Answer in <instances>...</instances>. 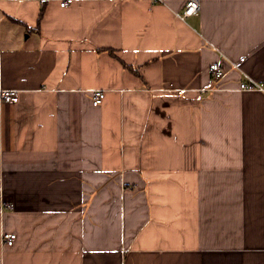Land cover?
<instances>
[{
    "label": "crops",
    "instance_id": "1",
    "mask_svg": "<svg viewBox=\"0 0 264 264\" xmlns=\"http://www.w3.org/2000/svg\"><path fill=\"white\" fill-rule=\"evenodd\" d=\"M60 1L0 0V264H264V0Z\"/></svg>",
    "mask_w": 264,
    "mask_h": 264
},
{
    "label": "built area",
    "instance_id": "2",
    "mask_svg": "<svg viewBox=\"0 0 264 264\" xmlns=\"http://www.w3.org/2000/svg\"><path fill=\"white\" fill-rule=\"evenodd\" d=\"M154 1H160V0H154ZM185 9L182 13V18L188 17L190 15L198 13L200 9V1L199 0H185ZM72 2V0H62L59 2L60 7H65L69 5ZM244 61V58H240L236 62H232L231 65L236 69L239 68V65L241 62ZM209 71L211 72L212 76V82L214 84L218 82L223 76H224V68L219 63H212L209 66ZM218 90L220 89L219 86H213L211 88L206 89V91L209 90ZM237 89L239 91H257L264 93V84L258 83L253 80H246L241 81L238 84ZM104 91L103 90H94L91 92V101L92 105L98 106L102 103L104 99ZM19 98V91L15 89H4L0 88V102L4 103H16ZM12 203L8 200H5L3 198L0 199V214L3 213L5 210L12 209ZM16 238V235L14 233H2L0 236V241L2 245L6 246H12L14 243V240Z\"/></svg>",
    "mask_w": 264,
    "mask_h": 264
}]
</instances>
